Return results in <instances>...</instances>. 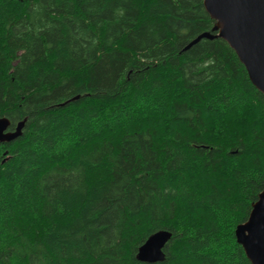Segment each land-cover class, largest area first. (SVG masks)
<instances>
[{"label": "trees", "instance_id": "1", "mask_svg": "<svg viewBox=\"0 0 264 264\" xmlns=\"http://www.w3.org/2000/svg\"><path fill=\"white\" fill-rule=\"evenodd\" d=\"M203 0H0V264H251L264 95ZM168 230L164 260L136 259Z\"/></svg>", "mask_w": 264, "mask_h": 264}, {"label": "water", "instance_id": "2", "mask_svg": "<svg viewBox=\"0 0 264 264\" xmlns=\"http://www.w3.org/2000/svg\"><path fill=\"white\" fill-rule=\"evenodd\" d=\"M208 15L215 21L213 31L201 38H223L244 65L251 83L264 95V0H203ZM24 120L9 129L10 120L0 117V143L10 142L22 134ZM171 237L168 230H158L138 247L136 259L156 263L164 260V247ZM238 244L251 264H264V189L253 203L247 220L235 228Z\"/></svg>", "mask_w": 264, "mask_h": 264}, {"label": "bare ground", "instance_id": "3", "mask_svg": "<svg viewBox=\"0 0 264 264\" xmlns=\"http://www.w3.org/2000/svg\"><path fill=\"white\" fill-rule=\"evenodd\" d=\"M24 120V119H23ZM22 121V120H21Z\"/></svg>", "mask_w": 264, "mask_h": 264}]
</instances>
